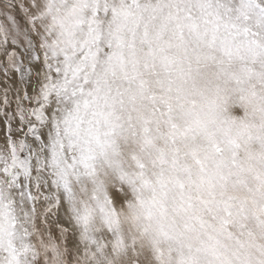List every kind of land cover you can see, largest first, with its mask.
Instances as JSON below:
<instances>
[{
  "label": "snow or ice",
  "instance_id": "6c2138e0",
  "mask_svg": "<svg viewBox=\"0 0 264 264\" xmlns=\"http://www.w3.org/2000/svg\"><path fill=\"white\" fill-rule=\"evenodd\" d=\"M0 264H264V0H0Z\"/></svg>",
  "mask_w": 264,
  "mask_h": 264
}]
</instances>
